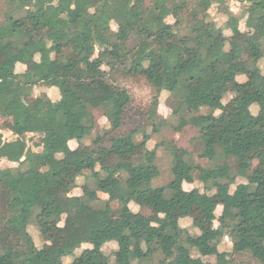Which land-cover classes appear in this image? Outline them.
Segmentation results:
<instances>
[{
	"label": "trees",
	"instance_id": "1",
	"mask_svg": "<svg viewBox=\"0 0 264 264\" xmlns=\"http://www.w3.org/2000/svg\"><path fill=\"white\" fill-rule=\"evenodd\" d=\"M9 1L0 20V118L11 120L12 138L0 133V161L18 167L0 168V264H66V257L71 264H110L104 250L111 244L115 264H210L193 250L214 255L216 264H228L226 256L236 253L264 264V0H237L247 4L241 16L227 0ZM212 3L227 17L224 26L210 19ZM241 21L244 42L237 33ZM20 64L32 70L17 71ZM118 71L143 77L156 90L146 119L155 122L161 94H170L180 120L176 130L197 129L200 158L215 161L220 147L225 163L203 168L174 148L171 182L154 187L159 145L148 147L152 137L143 127L118 133L131 104L129 92L116 84ZM241 75L250 91L237 80ZM38 86L55 89L59 99L44 94L39 103L29 101ZM95 111L110 129L88 145L97 129ZM37 135L39 152L30 146ZM230 159L248 180L235 189ZM196 174L204 189L185 190ZM78 188L81 195H73ZM132 203L151 208L153 217L134 212ZM188 218L198 235L181 226ZM31 223L40 231L55 229L60 244L37 247ZM226 237L231 254L219 251Z\"/></svg>",
	"mask_w": 264,
	"mask_h": 264
},
{
	"label": "rangeland",
	"instance_id": "2",
	"mask_svg": "<svg viewBox=\"0 0 264 264\" xmlns=\"http://www.w3.org/2000/svg\"><path fill=\"white\" fill-rule=\"evenodd\" d=\"M152 0H148V2H151ZM198 0H191L192 4L197 3ZM237 4L239 5L237 16H241L242 10H244L247 7V4H241L236 0ZM227 5H230V0H227ZM11 4L9 0H0V20H5L6 13L10 10ZM230 8V6H229ZM215 17L209 14L210 19L214 22H216L219 26H224L227 22H220L217 18L219 17H225L224 13L220 10L218 4L215 8ZM168 23L174 24L175 21L173 18H169L167 20ZM114 28H116L115 25H113ZM245 23L243 21V24H240V27L238 29V35L240 39L244 42L245 41ZM228 33V32H227ZM259 66L262 70V73L264 74V59H262L259 63ZM115 80L117 86L127 90L131 96V104L128 107L126 111V115L124 117V125L122 129L118 131L119 134H125L128 133L131 130H135L138 128H145L148 134L151 135V140L148 143L149 148H154L156 145H159L158 151H157V165L161 171V175L153 180V186L154 187H163L168 185L172 178V167L174 162V156L173 151L174 148H178L179 151H176L178 154H182L184 152L189 153V158L195 163L200 165L203 168H213L216 165H223L225 163L223 156H222V149L218 148V157L215 161L210 162L207 159L200 158L201 153L203 152L204 145L203 143L198 139V130L195 129L192 126H187L182 131H177L176 128L179 126V117L175 116L174 110L176 108V102L175 100L170 96L168 93H163L160 96V102L158 107V118L155 120V122H152L147 118V116L150 114V111L152 109L153 101L155 97L157 96V92L154 89L153 86H151L148 81L143 77H125L123 76L119 71L115 74ZM237 80L240 83H243L248 88V91H250V85L248 80L245 76L241 75L237 77ZM194 89H198L199 86L195 85L193 86ZM40 90V94L38 97H36L33 94L30 96L29 101H32L34 103H39V98H41L44 94L48 95L49 92L53 89H49L45 86H38L37 88ZM58 96V92L55 90L52 92V100H56ZM59 97V96H58ZM232 96L228 95L224 102L228 103L231 100ZM225 103V104H226ZM208 110L204 109L202 110V113H207ZM95 117L97 119V129L96 132L93 134L91 138H88L85 143L91 144V141L97 137V135L104 136L106 132L109 131L110 126L107 122V119L102 115V112L95 111L94 112ZM12 123L10 119L7 118H0V133H3L4 138L6 140H10L12 138ZM33 136L30 135L29 139H31ZM142 140V135H139L136 137V141L140 142ZM40 142V136L37 135L34 137L33 142H30V146L34 151H41V148L36 147V144ZM70 146L72 149H75L77 146L76 141H71ZM181 150V151H180ZM229 165L232 168V174L234 176H237V180L235 185L232 186V189H235L237 185L242 183H248L247 178H242L238 176V170L237 166L238 163L235 159H230L228 161ZM18 166L13 163H9L6 160L0 161V168L7 169V168H17ZM256 163L252 165L250 173L255 169ZM196 182L193 184H184V189L187 191H190L194 188H199L201 190L204 189V185L198 180V174H196ZM84 178H81L79 180V185L84 184ZM213 193V192H212ZM73 195L79 196L81 195V189H76L73 192ZM98 195L103 199L104 194L101 192H98ZM105 200V199H104ZM112 208L117 211L118 210V204L113 203ZM131 209L134 212H138L139 207L135 204H131ZM149 210L153 211L151 208H148ZM223 209L219 207L216 211L217 217L221 216ZM192 214L194 217H198V214L195 210L192 209ZM148 215L149 212L145 211ZM145 214V215H146ZM5 216V207H3L2 201L0 200V219ZM153 217V216H151ZM117 221H123L124 215L117 214L116 215ZM64 225V223H62ZM216 227L218 226V223H215ZM181 226L186 229L191 235L196 236L199 234L198 230L193 227L192 220L191 219H184L181 221ZM29 233L33 237L36 246L39 248H53L60 244L62 240V236L59 232H57L53 228H46L42 231L38 229V227L31 223L29 227ZM227 238V237H226ZM224 238L220 244L219 251L221 253H228L231 254L233 252V244L231 241L227 238ZM90 248L89 246L85 245L83 246V249ZM116 249L114 244L108 245L105 247V253L110 259V264H115V258L113 256V251ZM79 251L78 253H80ZM193 257L198 258L202 257L206 262L210 264H216L217 258L209 254L207 252H199L196 250H193ZM226 259L228 261V264H259L257 261H255L249 254L245 253H236L232 256H226ZM72 261V259H71ZM66 263V262H65ZM140 264H149L148 261H141Z\"/></svg>",
	"mask_w": 264,
	"mask_h": 264
},
{
	"label": "clouds",
	"instance_id": "3",
	"mask_svg": "<svg viewBox=\"0 0 264 264\" xmlns=\"http://www.w3.org/2000/svg\"><path fill=\"white\" fill-rule=\"evenodd\" d=\"M246 2H247V0H246ZM230 11L233 13V14H237V12H238V8H239V5L237 4V2H236V0H230ZM217 7V4L216 3H212V5H211V7L208 9V12H209V14L210 15H212L213 17H215V8ZM90 12L91 11H94V9H90L89 10ZM218 20H220V22H224V21H226V19H227V17H219V18H217ZM241 24H243V21H241ZM113 31H115V29H113ZM226 35H230V33H225ZM35 59L37 60V61H39V55H37L36 57H35ZM21 70V67L18 65L17 66V71H20ZM34 91V95L36 96V97H38L39 96V94H40V90H38V89H34L33 90ZM53 91H55V89H53L52 91H50L49 92V98L51 99V97H52V92ZM57 99H59V97L57 96ZM53 102H55V101H53ZM222 103H226V102H224V101H222ZM220 114V112H219V110H217L215 113H214V115H216V116H218ZM252 114L253 115H256V112H252ZM97 171H99V166H97V169H96ZM108 197H107V195H104L103 196V199H107ZM64 225L61 223V224H59L57 227H59V228H62ZM216 225L214 224L213 225V227H215ZM227 239V238H226ZM62 259H64L65 260V262H66V264H71V257H66V258H62Z\"/></svg>",
	"mask_w": 264,
	"mask_h": 264
},
{
	"label": "crops",
	"instance_id": "4",
	"mask_svg": "<svg viewBox=\"0 0 264 264\" xmlns=\"http://www.w3.org/2000/svg\"><path fill=\"white\" fill-rule=\"evenodd\" d=\"M20 67H21V70H20V72H26V71H31L32 70V66L30 65V64H20L19 65ZM78 146V145H77ZM77 146H76V148H77ZM186 190V189H185ZM105 195V194H104ZM100 197V196H99ZM101 198V197H100ZM102 200H104V199H102ZM105 200H107V199H105ZM133 204V203H132ZM137 206V205H136ZM221 207V206H220ZM130 208H131V204H130ZM219 208V207H218ZM222 208V207H221ZM132 210V209H131ZM139 212H142L144 215L146 214V213H144L145 211H147V212H149L148 213V215L146 214V216H148V217H151V216H153V212L151 211V210H149V209H140L139 208V210H138Z\"/></svg>",
	"mask_w": 264,
	"mask_h": 264
}]
</instances>
